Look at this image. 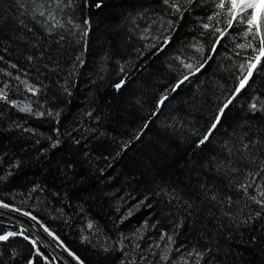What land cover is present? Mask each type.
<instances>
[{"label":"trees","instance_id":"1","mask_svg":"<svg viewBox=\"0 0 264 264\" xmlns=\"http://www.w3.org/2000/svg\"><path fill=\"white\" fill-rule=\"evenodd\" d=\"M183 8L181 18L163 0H73L63 11L0 0V202L14 209L0 212V235H35L34 264H264V209L252 199L264 189V112L249 108L264 101V71L198 146L238 84L243 41L232 32L213 53L202 28L213 0ZM49 11L64 25L51 33ZM33 251L22 237L0 242V264H27Z\"/></svg>","mask_w":264,"mask_h":264},{"label":"snow or ice","instance_id":"2","mask_svg":"<svg viewBox=\"0 0 264 264\" xmlns=\"http://www.w3.org/2000/svg\"><path fill=\"white\" fill-rule=\"evenodd\" d=\"M32 2L35 3V0H32ZM163 2L172 10L173 15L179 13L180 17L183 18L184 11L188 10L186 8H183V5L185 4L192 5L196 3V0H163ZM50 3L55 4L57 9L63 11V7L72 6L73 0H50ZM213 4L215 9H217L218 11H214L212 15H209L207 17L208 22L202 24V28L206 32H211L213 36H216L211 51L215 53L217 51V45H220L221 40L225 36H229L232 34V32H235L236 35L243 41L241 43L235 44L234 48L240 50L237 51L235 54L237 56L243 55V59L236 65L239 75L236 77L238 84L233 89V95L223 104L222 107L218 109V114L214 117V122L210 125L207 134H205L203 138L199 140L198 146L205 144L209 140V137L212 135L213 131L220 124L221 119L225 114V110L229 108V106L242 92V90H244L249 85V82L252 81L254 74H258L261 71H264V0H213ZM96 7L99 8L101 7V5L97 4ZM38 11L40 16L42 17L45 16L46 10L43 9L42 6L38 8ZM222 14L224 16L223 28L217 26L220 23L218 17H220ZM33 19H35V16H33ZM46 20L54 21V24H52V26H48L47 23H45V27L49 33L52 32L54 27L64 26L63 24L60 23L59 20L56 19L55 14L51 11L47 13ZM213 21H216V25L212 23ZM20 23L23 24V21L21 20ZM69 23H71V21H69ZM162 23H166L168 28H174V23L171 20H167V21L162 20ZM84 24H88V21L85 20ZM76 27L79 28L80 26L76 25ZM82 34L83 36H87L88 35L87 30H83ZM60 39L63 40L64 37L61 36ZM169 39L170 36L164 37L165 45L169 42ZM192 47L195 48V50L197 52H200L201 54L204 52V46L201 44L197 43L192 45ZM248 50H251V55H245V53H247ZM211 58H212L211 56L208 57V59ZM181 62L183 63V61ZM203 66H204L203 64H200L199 67H195L194 71L195 72L200 71V69ZM184 67L187 69H193L194 65L192 63H187L184 64ZM187 79L188 76L185 75L183 80H180L176 84V86L172 89V91H175L176 88H178L180 84H182L184 80ZM122 84L123 81L115 85V87L119 89L122 86ZM27 87L28 90L33 93V95L37 94L38 89H36L34 86L27 85ZM166 98H167L166 96L162 97L159 103L162 104ZM7 99L8 97L5 90L0 89V100H7ZM249 108L254 113L256 111L264 112V101H260L258 103L257 100L254 99L249 104ZM20 110L30 113L33 111L31 105H27V104L21 106ZM35 114L43 115V113H35ZM240 187L245 192H247L248 187H251V185L249 184L246 186L242 184L240 185ZM260 196L261 199L259 200H256L255 197H252V199L257 204H259L262 209H264V189L260 190ZM3 206L8 207V205H3ZM25 215H29V214L25 213ZM257 215H259V213H257ZM33 219H35V217H33ZM92 227L93 225L89 223L88 228H92ZM45 231H48V229H45ZM20 234L22 233L7 232L3 235H0V241H8L10 237H14ZM49 234L51 235V233ZM25 239H27V237H25ZM33 243H35V241H33ZM164 258L166 259V256ZM29 264H31V261L29 262Z\"/></svg>","mask_w":264,"mask_h":264},{"label":"rangeland","instance_id":"3","mask_svg":"<svg viewBox=\"0 0 264 264\" xmlns=\"http://www.w3.org/2000/svg\"><path fill=\"white\" fill-rule=\"evenodd\" d=\"M2 202H0V212H4V211H10V210H14L12 208L8 207H4ZM15 211H20L22 213H26L21 209H15ZM30 216V215H29ZM31 218H33L32 216H30ZM35 222L42 227V229L45 231V229H48L46 226H44V224H42L39 220L34 219ZM34 231H36L34 229ZM45 233H47L49 235V239L47 241H45V243L51 248L53 249V251L55 253H57L59 256H61L62 258L66 259V256H71L73 257L71 251H69L63 244H61L58 239L55 237V235L48 229V231H45ZM51 233V235L49 234ZM36 234V233H35ZM42 236V235H41Z\"/></svg>","mask_w":264,"mask_h":264},{"label":"water","instance_id":"4","mask_svg":"<svg viewBox=\"0 0 264 264\" xmlns=\"http://www.w3.org/2000/svg\"><path fill=\"white\" fill-rule=\"evenodd\" d=\"M12 232L22 233L20 235L14 236V237H22L24 239H25V237H27L26 240H28V241H30L32 243L34 251H33L32 258H31L30 261H31V264H34L37 255L41 253V249H40V244H39L38 238L35 235H33L32 233L26 231L23 227H20L17 230H14ZM14 237H10L9 240L14 238ZM33 241H35V243H33ZM0 242H6V241H0ZM29 262L27 264H29Z\"/></svg>","mask_w":264,"mask_h":264},{"label":"built area","instance_id":"5","mask_svg":"<svg viewBox=\"0 0 264 264\" xmlns=\"http://www.w3.org/2000/svg\"><path fill=\"white\" fill-rule=\"evenodd\" d=\"M30 227V226H29ZM30 229L34 232V233H36L41 239H43L44 241H47L48 239H45V238H43L37 231H34V229L32 228V227H30Z\"/></svg>","mask_w":264,"mask_h":264}]
</instances>
